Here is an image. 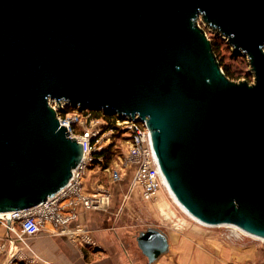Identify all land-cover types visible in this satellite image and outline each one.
Masks as SVG:
<instances>
[{
    "label": "water",
    "instance_id": "water-1",
    "mask_svg": "<svg viewBox=\"0 0 264 264\" xmlns=\"http://www.w3.org/2000/svg\"><path fill=\"white\" fill-rule=\"evenodd\" d=\"M199 19L252 84L225 76ZM51 101L144 122L192 218L264 240V0H0L2 216L46 203L82 160ZM136 244L149 263L168 249L159 229Z\"/></svg>",
    "mask_w": 264,
    "mask_h": 264
},
{
    "label": "built area",
    "instance_id": "built-area-1",
    "mask_svg": "<svg viewBox=\"0 0 264 264\" xmlns=\"http://www.w3.org/2000/svg\"><path fill=\"white\" fill-rule=\"evenodd\" d=\"M49 105L56 112L60 126L66 127L69 137L75 138L82 145V160L73 171L69 183L58 194L29 211L0 216L1 224L15 242L25 243L27 238L37 236L45 224H50L52 227L50 235H67L73 240L79 237L87 245L95 247L94 240L79 224H75L73 230L68 227L69 223L75 222L76 215L73 208L76 205L81 204L86 209H96L104 206L105 199L108 200V195L105 193L98 197L84 196L82 176L87 169L97 166L108 172L113 183H118L131 168L133 179L129 191L138 190L144 202L152 200L160 189L167 190V186L154 154L150 131L144 122L104 114L100 110L79 106L73 108L65 102L55 101H51ZM67 107L72 110L63 113ZM105 115L110 118H104ZM115 134L120 136L125 147L116 157V161H111L105 166L104 156L97 153L111 144V138ZM3 248V243H0V252Z\"/></svg>",
    "mask_w": 264,
    "mask_h": 264
},
{
    "label": "rangeland",
    "instance_id": "rangeland-1",
    "mask_svg": "<svg viewBox=\"0 0 264 264\" xmlns=\"http://www.w3.org/2000/svg\"><path fill=\"white\" fill-rule=\"evenodd\" d=\"M197 23L210 41L214 38H222L207 27L201 19ZM219 49L218 55L223 58L225 64L231 65V68L237 70L239 74L245 72L249 76L248 80L240 79L238 81L244 80L252 84L254 75L250 70L247 58L244 56L246 62L242 64L230 57L223 43L220 44ZM111 143L113 162L122 153L125 144L117 134L111 138ZM133 203L135 206L131 209L133 210L132 215L131 217L127 216V220L134 227L131 229V236L126 235L122 242L135 246L138 233L147 229H159L171 238L177 247V251L168 249L158 259V262L153 264H168L165 260L170 256H174L173 264H176V261L179 262L177 264H264V241L242 235L230 225L207 226L197 223L180 210L164 188L160 189L155 197L148 202L135 200L132 201ZM116 205L117 209H120V204ZM124 214L125 212L122 211L120 222L125 225ZM1 221L0 218V226H2ZM16 230L18 229L16 228ZM0 243L4 245L0 252V264H38L26 249V243L15 242L7 236H4Z\"/></svg>",
    "mask_w": 264,
    "mask_h": 264
},
{
    "label": "crops",
    "instance_id": "crops-1",
    "mask_svg": "<svg viewBox=\"0 0 264 264\" xmlns=\"http://www.w3.org/2000/svg\"><path fill=\"white\" fill-rule=\"evenodd\" d=\"M132 179L133 170L131 168L118 183H113L108 172L97 166L87 169L81 180L82 194L90 198L105 193L108 195V200L105 199L104 206L96 209H86L81 204L76 205L73 208L76 215L75 222L69 223L68 227L73 230L75 224H79L85 233L94 240L96 246L87 245L79 237L73 240L67 235H50L52 227L50 224H45L37 236L28 238L25 242L26 249L34 261L38 264L157 263L164 254L160 255L153 263H149L137 245L132 246L130 243L127 245L122 242L126 235L131 236V229L134 227L127 220L128 217H131L133 211L131 209L135 206L132 201L143 202L138 190L129 191ZM130 202L131 204H129ZM117 203L120 204V209H117ZM122 211L125 212V218H123L125 225L120 222ZM4 236L11 237L4 226H0V240ZM167 241L169 251L172 249L175 251L177 247L173 240L167 237ZM173 258L174 256H170L165 262L173 264ZM177 263L179 262L176 261Z\"/></svg>",
    "mask_w": 264,
    "mask_h": 264
},
{
    "label": "trees",
    "instance_id": "trees-1",
    "mask_svg": "<svg viewBox=\"0 0 264 264\" xmlns=\"http://www.w3.org/2000/svg\"><path fill=\"white\" fill-rule=\"evenodd\" d=\"M216 41H218V43H216ZM210 42H211V45H212V50H213V52H214V54H215V56H216V58L218 60V63L220 65V68L224 72L225 76L228 79L232 80V81H238L240 79H246V80H248L247 77H249V76H247V74L245 72H242V73L239 74L237 72V70H233L231 68V65L225 64L224 61H223V58H220L219 57L218 53L220 51V49H219L220 48V44L222 45V43H223L225 45V49L228 51V53L230 54V57L232 59H235V60H237L238 62H240L242 64H244V62H246V60L244 59V56L241 55V54H239V53H234V51L231 49V47L222 38H219V37L218 38H214ZM71 110H72V108L67 107L63 111V113H66V112L71 111ZM104 118L109 119L110 117L107 116V115H105ZM111 149H112V143L107 148H105L103 151H101L100 153H97V155L104 156V158H105V166L112 161V155H113V153L111 152Z\"/></svg>",
    "mask_w": 264,
    "mask_h": 264
},
{
    "label": "bare ground",
    "instance_id": "bare-ground-1",
    "mask_svg": "<svg viewBox=\"0 0 264 264\" xmlns=\"http://www.w3.org/2000/svg\"><path fill=\"white\" fill-rule=\"evenodd\" d=\"M167 191H168V193H169V195L171 196V198L173 199V201H174V203L180 208V210L185 214V215H187L188 217H190L192 220H194V221H196L197 223H199V224H201L200 222H198L197 220H195L194 218H192L179 204H178V202L175 200V198L172 196V194L170 193V191L168 190V188H167ZM0 216H2V215H0ZM228 226V225H227ZM231 226V225H230ZM233 228L234 229H236V230H238L242 235H245V236H250V237H252V238H255V239H258V240H261V239H259V238H256V237H253V236H251V235H249L248 233H246V232H244L243 230H239V228L237 229V227L235 228V226H233ZM262 241H264V240H262Z\"/></svg>",
    "mask_w": 264,
    "mask_h": 264
}]
</instances>
